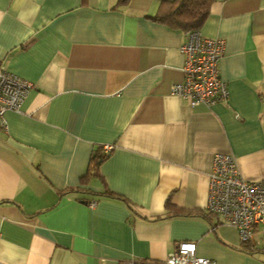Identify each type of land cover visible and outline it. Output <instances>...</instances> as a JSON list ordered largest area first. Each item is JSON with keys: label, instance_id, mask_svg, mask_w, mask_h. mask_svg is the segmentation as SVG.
<instances>
[{"label": "crops", "instance_id": "1", "mask_svg": "<svg viewBox=\"0 0 264 264\" xmlns=\"http://www.w3.org/2000/svg\"><path fill=\"white\" fill-rule=\"evenodd\" d=\"M161 1L0 0V62L33 85L0 126V264L159 261L185 240L264 264V226L244 246L206 209L214 154L264 179V0L211 2L198 29L224 40L229 93L210 107L170 92L185 32L151 18Z\"/></svg>", "mask_w": 264, "mask_h": 264}, {"label": "built area", "instance_id": "2", "mask_svg": "<svg viewBox=\"0 0 264 264\" xmlns=\"http://www.w3.org/2000/svg\"><path fill=\"white\" fill-rule=\"evenodd\" d=\"M179 51L185 56L181 67L183 79L170 86L190 105L210 107L226 102L228 88L219 76V59L224 40L187 29ZM32 83L5 68L0 62V126L6 127L5 113L19 111ZM206 209L233 225L241 242L253 243L258 226H264V179L250 181L239 172L235 157L216 153L209 173ZM264 239V236H263ZM120 264H215L196 253L194 241H181L163 260H124Z\"/></svg>", "mask_w": 264, "mask_h": 264}, {"label": "trees", "instance_id": "3", "mask_svg": "<svg viewBox=\"0 0 264 264\" xmlns=\"http://www.w3.org/2000/svg\"><path fill=\"white\" fill-rule=\"evenodd\" d=\"M213 0H163L158 6V11L151 16L152 19L162 22L172 28L187 30L199 28L209 14L210 4ZM126 0H118L117 4L125 3ZM106 154L94 152L91 157L92 169H96L101 159ZM93 171V170H92ZM106 196L119 197L108 190ZM244 246H250L248 242H242Z\"/></svg>", "mask_w": 264, "mask_h": 264}, {"label": "rangeland", "instance_id": "4", "mask_svg": "<svg viewBox=\"0 0 264 264\" xmlns=\"http://www.w3.org/2000/svg\"><path fill=\"white\" fill-rule=\"evenodd\" d=\"M262 243L264 244V242L262 241Z\"/></svg>", "mask_w": 264, "mask_h": 264}]
</instances>
